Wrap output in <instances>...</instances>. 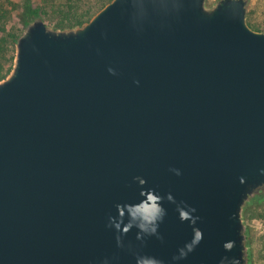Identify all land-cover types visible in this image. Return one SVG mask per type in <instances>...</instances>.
Returning a JSON list of instances; mask_svg holds the SVG:
<instances>
[{"label":"water","instance_id":"water-1","mask_svg":"<svg viewBox=\"0 0 264 264\" xmlns=\"http://www.w3.org/2000/svg\"><path fill=\"white\" fill-rule=\"evenodd\" d=\"M248 4L111 0L82 25H25L0 80V264H251L264 32ZM149 192L155 234L118 230Z\"/></svg>","mask_w":264,"mask_h":264},{"label":"rangeland","instance_id":"rangeland-1","mask_svg":"<svg viewBox=\"0 0 264 264\" xmlns=\"http://www.w3.org/2000/svg\"><path fill=\"white\" fill-rule=\"evenodd\" d=\"M25 0H11L19 9L22 8ZM85 2H90L89 0H83ZM111 0H107L108 4ZM216 0H208V5H211ZM92 3V2H90ZM66 5L65 0H57V5ZM35 6H41L45 8V4L41 0H34ZM84 6V5H83ZM56 10L63 9L61 7H55ZM102 8V7H101ZM45 10V9H44ZM64 10V9H63ZM100 10V9H99ZM98 10V11H99ZM80 11V9H78ZM94 12L93 16L98 12ZM47 13L53 21L48 23V26L56 27V23L61 18L62 14L47 8ZM68 11L65 13L67 14ZM18 14V12H17ZM16 13L8 16L7 23L8 28L5 32L0 31V40H4L6 45L3 44V51L0 50V78L4 79L6 75L10 72L15 49L13 50L12 39L16 34H20L23 30V23L28 18L23 13L18 17ZM247 23L255 31L264 32V0H249L248 13H247ZM0 79V80H1ZM244 221L247 226L248 235V245L250 248L249 261L251 264H264V200L256 201L251 203L244 212Z\"/></svg>","mask_w":264,"mask_h":264},{"label":"trees","instance_id":"trees-1","mask_svg":"<svg viewBox=\"0 0 264 264\" xmlns=\"http://www.w3.org/2000/svg\"><path fill=\"white\" fill-rule=\"evenodd\" d=\"M66 5L59 4L57 5V0H41L45 5V10L41 6H35L34 0H25L21 9L17 7L11 0H0V31L5 32L7 30V18L8 16L18 12L17 16L19 17L21 13L27 16V20L23 23V28L25 25L36 19L43 20L46 25L53 20L49 17L47 13V8L49 7L54 12L64 13L62 14L59 21L56 23L55 28H69L78 25H82L83 23L88 22L92 17L94 12L98 11L106 5L107 0H89L90 2H85L83 0H65ZM84 5V6H83ZM55 7H61L63 9L56 10ZM80 9V11H78ZM68 11L67 14H65ZM20 34H16L12 39L13 50L15 49V45L17 43V38ZM3 44L6 45L4 40H0V50L1 53L3 51ZM7 76V75H6ZM5 78V77H4ZM1 79V78H0ZM3 79V78H2ZM1 79V80H2ZM253 202V201H252ZM251 202V203H252ZM250 205V204H249ZM246 210V209H245Z\"/></svg>","mask_w":264,"mask_h":264},{"label":"clouds","instance_id":"clouds-1","mask_svg":"<svg viewBox=\"0 0 264 264\" xmlns=\"http://www.w3.org/2000/svg\"><path fill=\"white\" fill-rule=\"evenodd\" d=\"M176 175H180L178 169H172ZM143 183V181H141ZM146 198L141 200L139 205L129 206L127 211L130 216V222L123 229L119 228V225H114L118 230L126 233L130 230L131 227L135 226L140 230V232L146 234H155L157 228V220L162 218L163 209L160 207V198L154 193H142ZM169 199L171 197L169 196ZM195 210L193 209L192 212ZM123 215V213H121ZM182 219H190L192 222L195 221L196 217L192 216L191 213L184 215L182 214ZM139 221V223H133ZM139 239V234L137 236ZM202 238V233L198 229L193 230V238L190 244L186 245L187 251L192 250V246L198 244ZM185 253L181 251V257Z\"/></svg>","mask_w":264,"mask_h":264},{"label":"flooded vegetation","instance_id":"flooded-vegetation-1","mask_svg":"<svg viewBox=\"0 0 264 264\" xmlns=\"http://www.w3.org/2000/svg\"><path fill=\"white\" fill-rule=\"evenodd\" d=\"M262 200H264V186H262L258 189V192H257L255 199L253 200L252 203H254L256 201H262Z\"/></svg>","mask_w":264,"mask_h":264}]
</instances>
